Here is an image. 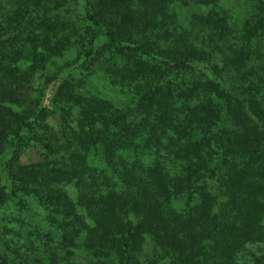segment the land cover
Masks as SVG:
<instances>
[{"label": "trees", "instance_id": "trees-1", "mask_svg": "<svg viewBox=\"0 0 264 264\" xmlns=\"http://www.w3.org/2000/svg\"><path fill=\"white\" fill-rule=\"evenodd\" d=\"M79 254L264 264V0H0V264Z\"/></svg>", "mask_w": 264, "mask_h": 264}, {"label": "rangeland", "instance_id": "rangeland-1", "mask_svg": "<svg viewBox=\"0 0 264 264\" xmlns=\"http://www.w3.org/2000/svg\"><path fill=\"white\" fill-rule=\"evenodd\" d=\"M227 2H231V1H227ZM74 59H75V54H74V49L72 48L69 51H67L63 57L52 60L50 64L47 66V73L51 76L57 75V77L52 82H49L47 84L44 83V77H41V76L36 77L34 79V82L25 91V95L27 97L29 96L32 97V96L37 95V93L40 91V89L38 90V88L46 89L45 96L43 95V97H44V103H47V101L49 100L51 96L52 89L55 85V82L60 80L62 76H64L65 73H67V71L74 65L73 63ZM97 72L98 70H96V72L92 76L84 78L82 89L85 91L96 92L100 96L111 100L115 104L120 103L121 98L117 90L111 87V85L107 84L105 80L101 79L100 75L96 74ZM94 85L96 86L93 87ZM48 123L58 128L59 119L57 115L55 114L50 115L48 117ZM41 153H42V149L40 146H32L23 152V154L21 155L20 161L22 163H28V162L35 161L41 158ZM33 210L35 212L37 210L39 213V216L44 215L43 209L39 205H37L34 201H31V211ZM73 260L76 262L85 264V260L81 256V254L74 256Z\"/></svg>", "mask_w": 264, "mask_h": 264}]
</instances>
